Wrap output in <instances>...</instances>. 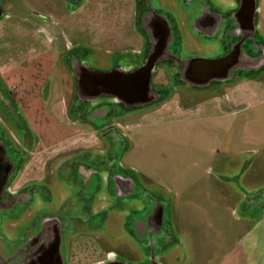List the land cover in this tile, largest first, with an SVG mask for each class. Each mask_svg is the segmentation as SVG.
Listing matches in <instances>:
<instances>
[{
  "label": "rangeland",
  "instance_id": "obj_1",
  "mask_svg": "<svg viewBox=\"0 0 264 264\" xmlns=\"http://www.w3.org/2000/svg\"><path fill=\"white\" fill-rule=\"evenodd\" d=\"M146 3L176 22L186 35L181 42L188 55L212 60L222 53L217 38L200 37L192 29L198 13L192 1ZM0 7V87L12 98L13 115L18 118V111L27 118L34 132L27 141L25 126L16 125L0 102L3 139L25 151L12 188L38 185L45 197L41 216L57 215L67 225L60 247L66 264H94L108 253L135 264L146 254L145 243L125 229L137 201L124 199L123 210H117L118 200L104 199L105 188L88 198L68 172L69 164L62 163L90 147L104 154L97 161L86 156L93 169L81 172L85 179L93 170L102 173L99 163L109 172L118 166L166 204L170 239L155 249V263L264 264V71L194 92L170 88L172 79L160 65L152 86L169 91H152L153 102L109 116L95 133L85 123H71L77 117L71 114L73 101L83 100L75 95L64 54L94 71L118 66L128 72L129 60L137 62L135 52L148 44L144 25L136 21L137 0H0ZM257 27L264 36V0H257ZM105 101L84 100L85 106ZM99 115L91 118L97 126ZM109 128L127 140L110 155L102 140ZM55 142L56 148H49ZM84 205H92V212L106 210L108 221L90 227ZM27 224L10 231L3 226V235L20 237Z\"/></svg>",
  "mask_w": 264,
  "mask_h": 264
},
{
  "label": "flooded vegetation",
  "instance_id": "obj_2",
  "mask_svg": "<svg viewBox=\"0 0 264 264\" xmlns=\"http://www.w3.org/2000/svg\"><path fill=\"white\" fill-rule=\"evenodd\" d=\"M187 1H192V4H194L198 11L197 15L192 20V22L195 20V25H193L194 28L192 29H194L200 37L211 35L209 38L215 37L221 42L220 47L222 53L214 59L233 55L238 59L239 64L235 69L231 70L232 75L227 81L251 77L264 71V66L257 69L254 68L258 61H264V36L259 33L257 27V0H255V6L245 0ZM136 8V21L138 26H142L143 24L147 25L151 31L156 33L155 35L158 38H161L163 34V24L161 25L159 23L160 19L158 16L161 15L158 10L155 8L149 9L146 0H137ZM0 10L2 11L1 7ZM165 19L169 25L171 41L167 42L166 40L164 42V44L166 43V47L162 55L163 59L157 62L152 70L150 77L151 91L159 95L169 91H158L157 88L152 86L151 80L153 71L156 73V69L160 65H162L167 78L172 79L170 82V88L172 89L181 88V90L184 91L185 89H192V91L196 92L208 88L212 84L224 83V81L211 80L208 85L199 87L187 84L181 79L184 62H187V60L192 57L194 58V56L188 55L186 50L183 49L181 39H186V35L185 38H183L180 33L181 30L179 31L176 22L168 17H165ZM147 37L149 40L148 34ZM165 37L168 38L167 33ZM154 39L156 38L154 37ZM191 47L195 49V44L194 47ZM150 48L151 44L149 42V47L141 58L138 59L137 62L133 61V63L127 65L126 69L128 72L126 73L136 70L145 63L150 53ZM76 60L78 59L75 55L69 56L67 60V64L69 61L68 67L70 71L72 70L71 72L73 74H75V69L79 66V63H81L80 61L79 63L76 62ZM118 68V66L115 67V69ZM74 81L76 83V80ZM227 81H225V83ZM99 98H104L106 101L85 106L84 100H74L71 113L76 114L80 119L87 118L85 120L89 121L95 114L104 113L105 117L103 118V123H107L109 116L123 113V110L139 108V106L126 108L122 103H117L113 97L101 96L96 99ZM0 102L2 106L6 108V111H9L13 122L17 123V118L13 115L15 110L13 111L11 109V101L8 100L7 95L1 90V87ZM96 109L101 110L95 113ZM15 114L18 116L16 112ZM103 123L100 120L99 124L103 125ZM109 129L106 135L109 137L108 139L111 142L113 151H121L123 147L127 146L125 136L122 134L118 135V133H116V128V130ZM27 138H29L27 141L31 140V136ZM24 157L25 151L18 150L8 144L7 141L3 139V133L0 132V264H66L61 258L60 247L62 244L61 240L63 239L61 235L67 225H65V223L63 225V223L59 221V218L56 217L57 215L49 219H44L43 216H41V213H43L41 211L42 199H45V197H42L43 194H40V191H38V185H24L16 190L12 188L14 184L13 179L18 176L19 167ZM79 161L69 163V166L66 168L71 176L76 175L74 177V182H77V180L80 182L82 192H88V194H90L88 198L100 193L105 188L106 192L104 191L103 193L106 197L104 199L108 200V196H112L114 199L118 200L117 204L112 203L117 210H123L124 199L132 198V201H137L135 208L129 212V223L125 225V229L128 236L136 241L138 240L139 242L141 241V243H145L143 247L146 254L144 253L145 255L137 260L135 264H150L151 254H154L155 249H163V244H167L170 239L166 218L167 206L162 198L147 191V189L140 185V183L129 175L127 171L120 169L118 166L114 167V170L109 172L105 166L99 163L96 165L99 167L97 172L101 171L102 173L96 174L93 170V176H88V178L85 179L81 175V172L85 171V168H88L89 163L86 157H84L81 162ZM102 174L104 177H101ZM48 192L47 190V193ZM36 195H38L37 199ZM48 199H50V196H48ZM91 206L92 205H84L82 208L84 213H86L90 227L94 228L97 223L108 221V213L106 210L92 212ZM39 212L40 214H38ZM34 213L36 214L35 217H33ZM41 218L44 220L42 221ZM25 221H27L28 224L24 227L22 231L23 234L20 237H7L3 235L5 234L3 233V226H6L10 231L11 228L21 226ZM7 224L10 228H8ZM110 261L124 264L116 254L112 256L106 254L104 260H100L94 264L108 263Z\"/></svg>",
  "mask_w": 264,
  "mask_h": 264
},
{
  "label": "water",
  "instance_id": "obj_3",
  "mask_svg": "<svg viewBox=\"0 0 264 264\" xmlns=\"http://www.w3.org/2000/svg\"><path fill=\"white\" fill-rule=\"evenodd\" d=\"M76 1V0H69ZM244 1V0H242ZM255 6V0H245ZM2 11L0 10V18ZM159 17V23L163 24V34L158 38L155 32L143 24L144 31L149 36L151 44L150 53L145 63L136 70L126 73L123 69H115L109 72H98L79 64L75 69L76 94L82 100L93 101L98 97L107 96L115 98L117 103H122L126 108H132L153 102L154 94L151 91L150 77L157 62L163 59L166 43L171 41L169 25L165 18ZM166 33L168 38H166ZM154 37L156 39H154ZM152 38V39H151ZM233 56H225L218 59L205 60L191 58L184 62L181 79L190 85L203 87L211 80H229L232 73L239 64L238 59ZM243 62V60H242ZM77 65V64H75ZM264 66V61H258L255 69ZM153 253L150 256V264H157L154 261ZM98 264H119L110 261Z\"/></svg>",
  "mask_w": 264,
  "mask_h": 264
},
{
  "label": "crops",
  "instance_id": "obj_4",
  "mask_svg": "<svg viewBox=\"0 0 264 264\" xmlns=\"http://www.w3.org/2000/svg\"><path fill=\"white\" fill-rule=\"evenodd\" d=\"M145 33V32H144ZM148 47H149V40H148V44H147V42H146V45H145V47H144V50H137L136 52H135V55H137L136 57H138V59H140L141 58V56L144 54V52L148 49ZM70 50H72V48H67V51L66 52H69ZM85 55V54H84ZM67 56H68V54L65 56V54H64V57L66 58H63V60L65 61V63L67 64V60H68V58H67ZM130 63H133V60L132 59H130L129 60V64L128 65H130ZM68 65V64H67ZM115 69V68H114ZM114 69H112V70H114ZM72 71V70H71ZM72 76H74V74L72 73ZM74 79H75V77H74ZM7 95V94H6ZM7 98H8V100H10L11 101V104H13L12 103V98L9 96V95H7ZM74 103V102H73ZM14 105V104H13ZM14 109H16V107H14ZM17 110V109H16ZM68 111H66L65 112V115H66V113H67ZM17 114H18V116L20 117V119H19V117L17 118V123H15L16 125L18 124V123H21L22 125H24V126H26L25 128L27 129V134L26 133H23V136L24 135H26V140H28L29 138H27V137H29V136H31V140H32V136H33V130H32V126L30 125V123H29V120L27 119V118H24L23 116H21L20 114H19V112L17 111ZM72 114V113H71ZM70 115V114H69ZM73 115V114H72ZM105 114L104 113H101V115H99L98 117H99V119L101 120V122L103 123V118L105 117L104 116ZM77 118V119H76ZM75 119H74V121L73 122H71L72 123V125L74 124V125H78V122L80 121V122H82V123H85V125L86 126H88V127H91L94 131H95V133H97L98 132V129H99V127L101 128L102 126H101V124H98V126H97V124L95 123H93L92 121H91V118H90V121L89 120H85V119H80L78 116L76 117ZM19 120H21V122L19 121ZM13 121V120H12ZM97 130V131H96ZM75 133H76V131H75ZM102 140L103 141H105V142H107L106 144H108L107 145V147H109L108 148V150L107 151H109L110 153H109V155L111 154V151H112V145H111V142L107 139V137H102ZM59 143H52L50 146H49V148H56V146L58 145ZM90 149L92 150V147H90V148H88V150H86V151H84V152H86V153H84V152H82V153H80V154H77V156H74V157H71V158H69L67 161H62V163H65V162H67L66 163V165L67 164H69V163H72L74 160H75V162L76 161H79V162H81V160L84 158V157H86L87 155L89 156V157H91L90 159L91 160H95V161H97L98 159L96 158V156H99V155H103L104 153H100V151L98 150H96V151H91L90 152ZM106 150V149H105ZM44 151H45V149H44ZM106 151V152H107ZM86 154V155H85ZM93 158V159H92ZM86 159H87V161L90 163V162H92L89 158H87L86 157ZM59 166V165H58ZM90 166L88 165V168H89ZM90 168H92L93 169V166L92 167H90ZM107 255H109V253L107 254Z\"/></svg>",
  "mask_w": 264,
  "mask_h": 264
},
{
  "label": "trees",
  "instance_id": "obj_5",
  "mask_svg": "<svg viewBox=\"0 0 264 264\" xmlns=\"http://www.w3.org/2000/svg\"><path fill=\"white\" fill-rule=\"evenodd\" d=\"M19 119H20V117H19ZM20 122H21V120H19ZM25 125V124H24ZM26 127V126H25ZM27 128V127H26Z\"/></svg>",
  "mask_w": 264,
  "mask_h": 264
}]
</instances>
